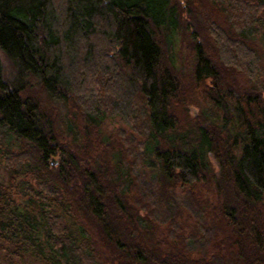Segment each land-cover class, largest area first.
Listing matches in <instances>:
<instances>
[{"label":"trees","instance_id":"obj_1","mask_svg":"<svg viewBox=\"0 0 264 264\" xmlns=\"http://www.w3.org/2000/svg\"><path fill=\"white\" fill-rule=\"evenodd\" d=\"M56 1L0 0L7 258L264 264V0Z\"/></svg>","mask_w":264,"mask_h":264},{"label":"rangeland","instance_id":"obj_2","mask_svg":"<svg viewBox=\"0 0 264 264\" xmlns=\"http://www.w3.org/2000/svg\"><path fill=\"white\" fill-rule=\"evenodd\" d=\"M177 4L180 9L184 8V6L185 7L188 6L187 0H177ZM201 17H202V13H201ZM194 29L195 28L190 26L188 30L184 28L181 34L180 33L178 34L179 42H178L177 49L179 53L178 55H180L179 64L182 67V70H183L182 72L184 73V76L182 77V79L183 81L186 82V85L187 84L190 85V81H189L190 79L189 78L187 79L188 77L187 74H189L193 66L192 33L193 31H195ZM197 29H198V26H197ZM198 30H199L198 33H201L200 35L202 36V28L201 29L199 28ZM205 35L207 36V34ZM257 43L263 55V68H264V31L257 37ZM100 61L101 60L97 61V66L100 65ZM4 66H5V73L7 74V76H11L12 68L6 59H4ZM260 79H261V76H260ZM191 94H193L192 91H191ZM263 95H264V92H263ZM189 109H190L192 116H197L199 112L198 107H196L195 105H190ZM120 128H126V125L119 117L108 118L103 122L101 126V131L104 135L109 136V135L114 134ZM212 161L214 163L216 170L218 171L219 166H218L217 160L213 158ZM0 179L4 182H8V175L4 169V162L1 159H0ZM0 264H39V263L30 258L23 260L17 257V258H12V260H9V258H7V256L5 255V251H3L0 247Z\"/></svg>","mask_w":264,"mask_h":264}]
</instances>
